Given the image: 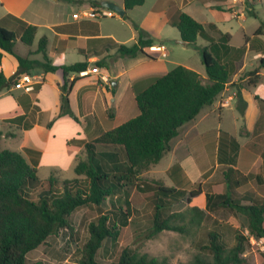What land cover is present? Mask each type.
Returning <instances> with one entry per match:
<instances>
[{"label":"trees","instance_id":"16d2710c","mask_svg":"<svg viewBox=\"0 0 264 264\" xmlns=\"http://www.w3.org/2000/svg\"><path fill=\"white\" fill-rule=\"evenodd\" d=\"M123 1L127 9L144 2ZM92 6L101 5L95 1ZM170 23L177 28L186 44L197 46L198 38L207 42L200 48L207 81H203L197 71L181 64L164 74L149 77L147 86L135 93L138 114L84 143L85 157L78 154L74 168L76 176L71 179L60 180L56 176L40 178L36 168L26 161L21 152L0 147V264H44L40 260L30 261L27 254L59 230L66 229L70 236H74V227L69 219L73 212L83 206H100L108 197L116 196L119 192L125 195L124 205L115 204L114 201L110 209L88 223V236L81 245L78 263L166 264L163 259L128 246L109 261L100 260L98 253L105 242L116 243L122 228L131 221L129 187L137 185L138 175L157 164L170 150L171 141L179 134L184 123L196 119L204 107L215 102L235 72L236 61L244 51V46L233 48L229 45V33L222 32L214 23L206 26L185 11L177 10ZM263 30L264 21L255 30L254 36L262 34ZM36 31L35 25L11 14L0 20V64L4 52L14 55L18 62L16 72L9 78L0 70V90L13 85L22 74H31L34 69L45 72L61 69L65 80L61 86V111L73 116L68 104V92L74 79L70 81L67 76L86 70L89 61L53 64L47 54L45 36L40 37L35 50V53L42 55L41 59L16 53V40L31 46ZM153 42V39L140 37L131 45L114 46L120 55L134 57L143 54L144 47ZM96 64L101 62L97 61ZM260 68H264L263 57L259 59L258 67L245 71L246 84L237 86L236 98L241 114L246 107L241 88L256 86L260 79ZM239 148L240 143L234 136L220 131L216 159L232 189L246 178L234 167ZM179 168V164H175L171 170ZM137 186L141 191L150 190L148 198L154 206L148 227L151 236L163 230L185 232L187 224L200 225L207 211L215 208H224L242 217L240 229L235 230L231 246L224 241L221 224L214 222V226L206 230V242L200 245L199 254L184 264H251L246 255L249 237L244 230L254 239L264 242V199L237 198L229 191L207 193L204 208L192 205L183 211L171 213L168 209L173 204L183 201L188 204L198 196L202 192L200 186L188 191L159 182ZM188 215L186 223H177V220L185 219ZM261 257H264V253ZM261 264H264V260Z\"/></svg>","mask_w":264,"mask_h":264},{"label":"crops","instance_id":"0c3cea01","mask_svg":"<svg viewBox=\"0 0 264 264\" xmlns=\"http://www.w3.org/2000/svg\"><path fill=\"white\" fill-rule=\"evenodd\" d=\"M95 1L100 3L101 0H0V20L11 14L35 25L36 35L41 33L39 39L42 36L47 38L46 50L53 64L69 65L89 61L86 74L72 72L67 76L70 81L74 79L68 92V104L73 116L61 111V86L65 81L61 69L47 72L34 69L31 73L35 81L33 91L26 92L14 85L0 90V147L21 152L26 161L36 168L40 178L58 176L68 179L65 177L68 172L75 174L78 154L84 143L119 125L114 120L125 98L133 95L135 99V93L142 89L143 83L149 77L160 75L148 72L164 66L165 63L159 51H148L151 45L144 47L143 54L134 57L120 55L114 45H131L140 37L153 39L152 45H164L165 40L178 37L168 33L170 30L166 28H176L170 23V19L177 10L184 11L182 7L192 0H150L148 5L144 0L142 5L130 9L125 7L123 0H109L125 9V14L120 19L105 22L100 18H73V13L90 9ZM198 1L209 8L224 9L226 6V10L235 17H245L241 8L238 10L240 13L228 9L230 3L234 2L232 0ZM209 23H214L219 28L215 22L202 24L207 26ZM254 32L239 46L232 45V35L224 32L230 34V46H244L242 55L236 61V70L227 84L233 83L239 72L258 67L259 59L264 58V30L257 36H254ZM206 44L205 41L204 45ZM36 48L37 44L33 49L27 50V56L41 59L42 55L35 53ZM97 61L101 64H96ZM94 66L98 67L97 72L90 71ZM17 67L15 56L4 52L0 64L4 75L9 78L16 72ZM259 74V82L252 86L255 87V92L250 90L251 87L241 88V95L246 102L244 113H240L238 105L236 107L245 122L246 134L253 135V138L264 136V102L256 98L264 101V82L261 83L264 68L259 69ZM226 91L227 88L223 95ZM230 92L236 93L234 86ZM230 97L235 101L233 96ZM201 120L202 117L199 123ZM221 130L214 132L215 140L211 143L218 166L220 164L216 159V151ZM204 133L207 134V131L203 135ZM2 142L5 143V148L1 146ZM242 149L244 148L240 144L234 167L246 178L232 189L222 174L224 192L229 191L234 196L238 188L250 182L255 183L254 190L264 197V155L261 156L259 151L247 147L244 149L245 155L241 157ZM175 164L180 166L177 170H183L181 163L173 165ZM40 173L44 176H40ZM257 196L254 191L246 190L235 197L249 199Z\"/></svg>","mask_w":264,"mask_h":264},{"label":"rangeland","instance_id":"374dc122","mask_svg":"<svg viewBox=\"0 0 264 264\" xmlns=\"http://www.w3.org/2000/svg\"><path fill=\"white\" fill-rule=\"evenodd\" d=\"M149 1L146 0V5L149 4ZM232 1L234 2L230 3L228 9L230 11L236 10L240 13L238 10L241 8L245 12L244 18L235 17L231 12L226 10V6L223 7L224 9L209 8L198 0H192L182 8L201 23L215 22L222 31L229 32L232 35L231 44L239 46L264 21V0ZM239 1L241 4H237ZM252 7L253 10L250 12ZM120 18V15H114L113 18L102 17L100 20L109 22ZM166 29L170 30L168 33L175 34V36L178 35V37L164 41L167 51L165 57L161 56L165 61L164 66L148 72L161 74L181 64L197 71L201 75L202 80L207 81V74L202 64L200 51L205 41L202 38H198L197 46L182 45L176 42L180 36L177 28L167 26ZM40 34L39 32L36 35L32 46H27L17 39L15 52L27 56V50L34 48ZM148 51L152 52L150 49ZM245 73V71L239 72L233 83L227 84L215 102L212 105L204 107L195 120L184 123L179 129V134L171 141L170 150L165 153L157 164L149 166L138 175L136 183L140 186L144 183L154 184L159 182L163 185L173 186L186 191L200 186L202 190L201 194L193 197L188 204L186 201L173 204L169 207V212L183 211L186 207L192 205L203 208L205 206L206 193L216 194L225 191L221 169L215 162L211 148V143L215 140L214 132L216 130L222 129L233 133L244 149L250 147L255 151H259L261 156L264 155V136L262 138H253V135L248 136L246 134L245 122L242 115L236 109L237 105H239L236 93L230 92L233 86L236 92L237 86L246 84ZM148 82L146 80L143 83V87L147 86ZM262 82H264V76H262ZM226 88L228 91L223 95ZM250 90L255 92V87H251ZM230 96H233L235 101H232ZM138 112L134 96L128 95L122 103L114 122L121 124L136 116ZM200 117H202V120L199 123ZM204 131H207V134L204 133L203 135ZM1 146L5 148V143L2 142ZM107 148L113 149L112 147ZM244 149L240 152L242 153L241 157L245 155ZM80 156L85 157L84 148L80 152ZM174 163H181L183 170H171V165ZM255 167L257 168L258 165H255ZM39 175L42 176L43 173ZM75 176L72 171L65 175L68 179ZM58 178L63 180L61 177ZM137 185L129 187L128 199L131 200L132 207L131 221L127 226L122 228L116 243L105 242L98 253L100 260H112L123 247L128 246L138 252H145L150 256L163 259L166 264L188 263L199 254L200 245L206 242V230L213 227L214 222L221 224L225 243L228 246L233 244L235 230L240 229L243 219L240 215L234 214L224 208H215L214 210L207 211L200 225L187 224L185 232L163 230L151 236L148 227L151 225L150 218L154 206L148 198L150 190L141 191ZM254 188L255 183L248 182L238 188L234 192V196L241 195L246 190H252L258 195V198L264 199ZM124 196L123 192H119L116 196L108 197L100 206L89 205L80 207L69 216L70 222L74 227V236H70L66 232V229L59 230L57 234L49 236L45 243L30 251L27 254L28 259L30 261L40 260L44 264H79V251L82 243L88 236V223L96 220L101 214L110 209L112 202L115 201V204L120 203L124 205ZM188 217L189 215L185 219L177 220V223H186ZM244 233L249 237V247L246 255L250 263L261 264L264 260V257H261V254L264 253V242L254 239L246 230H244Z\"/></svg>","mask_w":264,"mask_h":264},{"label":"built area","instance_id":"2783aa9c","mask_svg":"<svg viewBox=\"0 0 264 264\" xmlns=\"http://www.w3.org/2000/svg\"><path fill=\"white\" fill-rule=\"evenodd\" d=\"M114 15H118V14L115 11L108 9L106 7H103L101 5L100 7H91L90 9H84L76 13H73V18L74 19H81V18L97 19V18H102V17H112ZM149 49L153 51H159L161 56L165 57L167 55V51L163 44L151 45ZM90 71L97 72L98 67L94 66L91 68ZM86 72H87L86 70H83L79 73L81 75H84L86 74ZM13 85L14 87L21 88L26 92L33 91L34 85H35L34 77L29 73L22 74Z\"/></svg>","mask_w":264,"mask_h":264},{"label":"water","instance_id":"95a60500","mask_svg":"<svg viewBox=\"0 0 264 264\" xmlns=\"http://www.w3.org/2000/svg\"><path fill=\"white\" fill-rule=\"evenodd\" d=\"M100 5H102L103 7H106L108 9H111L113 11H115L118 15L123 16L125 14V9L122 8L120 5H118L117 3L113 2V1H109V0H101L100 1ZM177 43L180 44H186L185 41H183L182 39H179L176 41Z\"/></svg>","mask_w":264,"mask_h":264}]
</instances>
